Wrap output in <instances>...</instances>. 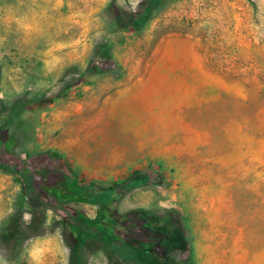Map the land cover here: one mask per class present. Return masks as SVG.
<instances>
[{"label":"rangeland","instance_id":"374dc122","mask_svg":"<svg viewBox=\"0 0 264 264\" xmlns=\"http://www.w3.org/2000/svg\"><path fill=\"white\" fill-rule=\"evenodd\" d=\"M9 138L45 203L0 170V264H159L118 241L132 211L169 264H264V0H0ZM102 206L115 231L78 221Z\"/></svg>","mask_w":264,"mask_h":264},{"label":"trees","instance_id":"16d2710c","mask_svg":"<svg viewBox=\"0 0 264 264\" xmlns=\"http://www.w3.org/2000/svg\"><path fill=\"white\" fill-rule=\"evenodd\" d=\"M147 11L148 9L145 8L143 15H145ZM96 69L101 70L100 67H96ZM11 142V138L0 141V170L21 176L23 180V189L31 203L36 206L43 205L45 200L43 199L42 194L35 189L32 182L33 173L31 170L28 167L20 168L3 158V152L9 148ZM27 156L30 157L31 154L28 152ZM48 193L54 195L59 201L69 199L70 201L77 202H91L93 200L89 189L79 183H70L65 177L60 178L58 185L51 187V190ZM107 212L108 211L102 206L98 210L97 216L94 219H89L82 211L76 210L78 221L83 222L85 226L88 225L93 232L103 230L109 232L115 231L118 222H116L117 224L111 223L110 221V223L106 222V219L108 218ZM121 226L130 233L122 238L121 236H117L119 242H128L129 244L136 246L141 252H145L150 256H152V249H160L162 254L160 256L156 255L160 259L159 264H169V259L166 255V243L168 242V237L164 225L156 221L148 220L140 211H132L124 215ZM174 241L177 243V246L184 247V242L181 241L178 236L174 237Z\"/></svg>","mask_w":264,"mask_h":264}]
</instances>
